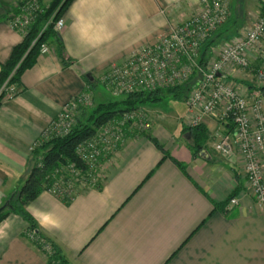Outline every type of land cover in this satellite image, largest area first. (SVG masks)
<instances>
[{"label": "crops", "instance_id": "1", "mask_svg": "<svg viewBox=\"0 0 264 264\" xmlns=\"http://www.w3.org/2000/svg\"><path fill=\"white\" fill-rule=\"evenodd\" d=\"M17 1L0 0V64L24 37L9 24ZM247 2L244 6L249 9ZM196 3L70 2L62 12L64 26L58 33L63 57L55 44L46 41V52L39 51L35 62L20 74L19 93L0 104V206L26 179L32 167L31 147L63 104L86 85L93 96L98 76L112 62L125 59L138 46L156 42L170 26L191 16ZM263 3L258 0L250 13H257ZM251 58L258 62L255 55ZM229 74V81L241 89L235 77L248 73ZM99 96L105 94L99 91ZM184 114L178 116L172 109L155 113L150 130L126 134L96 186L82 188L67 201L43 190L27 204L38 230L66 262L264 264V204L247 192L240 158L219 156L209 135L205 150L198 154L178 145V132L190 119L186 108ZM216 118H202L208 133L232 130L231 124ZM230 195L238 198L237 205L218 206ZM27 225L15 213L0 220V264H47L25 236Z\"/></svg>", "mask_w": 264, "mask_h": 264}, {"label": "built area", "instance_id": "2", "mask_svg": "<svg viewBox=\"0 0 264 264\" xmlns=\"http://www.w3.org/2000/svg\"><path fill=\"white\" fill-rule=\"evenodd\" d=\"M232 2L197 0L191 16L170 26L153 44L138 46L125 59L112 62L100 73L98 82L110 94L118 96L179 86L197 73L195 85L185 98L190 116L188 126L201 124L207 115H215L216 119L231 124L232 130L214 133L213 150L225 159L235 155L240 158L247 192L258 204H264V97L261 92L264 89V3L252 14L249 25L240 26L236 34L215 43L208 63L200 65L198 62L201 44L231 17ZM17 8V12L9 14L10 27L26 34L36 13L43 11L42 5L27 0ZM63 24V18H59L52 26L59 33ZM47 49L44 42L39 51L46 52ZM250 54L256 56L257 63L252 61ZM234 68L254 77L260 82L261 89L240 93V87L228 77ZM10 77L0 86V104L20 91L17 83L9 82ZM92 98L90 90L85 88L68 99L31 148L52 137L66 135L75 125L80 111L93 105ZM151 120L147 111L137 108L105 122L92 137L76 146V153L86 170H80L73 163L61 166L54 172L53 182L46 190L60 197H71L82 188L96 185L93 171L99 168L101 159L113 155L126 134L150 130ZM237 204L238 198L233 196L227 205L230 209ZM27 231V239L39 246L47 264H64L56 257L51 242L38 238L31 229Z\"/></svg>", "mask_w": 264, "mask_h": 264}, {"label": "trees", "instance_id": "3", "mask_svg": "<svg viewBox=\"0 0 264 264\" xmlns=\"http://www.w3.org/2000/svg\"><path fill=\"white\" fill-rule=\"evenodd\" d=\"M25 1L27 0L17 1L12 12H17V7L23 5ZM35 1L39 3V1ZM71 1L72 0H50L48 4H41L43 11L36 13V18L29 26L26 34H24L22 41L12 48L8 60L3 64H0V86L5 82L9 75H11L9 79L10 83H18L20 74L24 69L35 62L41 44L46 41L48 43L55 44L59 57H63V44L61 38H59L60 36L58 32L52 25L56 19L62 16V12L66 10ZM50 18H52V22H49ZM228 19L229 20L224 26L215 31V34H213L211 38L201 44L202 46L198 56V62L200 65H205V62L208 60L207 58L211 54V49L215 43H218L219 41L221 42L222 39L229 38L236 34L237 30L241 26H239V24L235 26L237 21L232 17V15ZM231 23L233 25L232 28H234L232 33L230 31H226L231 28ZM33 40H35V42L32 44ZM197 77V74L194 73L190 80L179 86L156 88L154 90H141L121 94L119 95L121 97L117 99L112 98L108 101L99 102L94 104V106L90 109L84 108L80 111L81 113L77 117L75 125L66 135L63 137H52L48 141H43L39 146L31 150V170L23 183L13 192L12 196L6 199L8 204L6 206H3V204L1 205L0 220L8 213L18 214L25 221H27V230L31 229L35 231L37 236H39L38 238L51 242L49 238H46V236L38 230V227L36 226L37 223L33 216L30 213L28 214L26 206L31 202V200H34L41 191L46 190L47 187L52 184L53 174L61 166L73 163L75 167L80 170H86L84 162H82L81 158L76 153V146L80 142L92 137V135L95 134L96 129L104 125L105 122H108L113 117L119 116L124 112L137 109L141 104L160 103L165 95L178 98V100H185L187 95L184 97L181 96L182 90L187 88L189 93L195 85ZM87 110L88 114H86ZM186 129L192 133V143L190 144V148L193 154H198L201 150H205L204 143L207 140V134L204 132L206 131L205 126L199 124L195 127L187 126ZM232 195H230L225 202L218 206L224 209ZM63 200L67 201L68 197L63 198ZM51 244L56 252V257L61 260L60 262L69 264L66 262L67 260L61 251L58 250L52 242ZM36 246L39 248L38 245Z\"/></svg>", "mask_w": 264, "mask_h": 264}, {"label": "rangeland", "instance_id": "4", "mask_svg": "<svg viewBox=\"0 0 264 264\" xmlns=\"http://www.w3.org/2000/svg\"><path fill=\"white\" fill-rule=\"evenodd\" d=\"M257 1L258 0H248V2L245 5H247L249 7V9L245 8V6H244V3L246 2V0H234L233 1V5H232V17L235 18L236 21H237L235 23L236 24L235 26H237L238 24L240 26V25H244L246 23L247 24L248 23H251V21H252L251 20L252 19L251 17L253 15L250 12H252V10H253L252 8H254L253 5L257 4ZM59 18H62V17H59ZM230 26H231V28L229 30H226V31L227 32L230 31L232 33L233 30H234V28H232L233 27L232 23L230 24ZM211 56H213L212 53L209 55V57L207 56L208 57L207 59L210 60L211 59ZM208 60L205 62V64L208 63ZM233 70H234V72H233ZM233 70H231L230 72L232 74L233 73L235 74V71H236L235 68ZM197 76H199V75L197 74ZM235 80L237 82H239V83L242 84L241 92L240 93L247 94V93H250V91H252L253 89L255 91H258V90L261 89L260 82H258L257 80H255V78L252 77V76H250V75L244 76V77H241V76L236 75ZM240 80H243V81H240ZM94 88L95 89L93 91L94 94H93V98H92L93 101H94V103H93L92 106H88L87 109H90L91 107L94 106V104H97L99 102L108 101L109 99H112V98H116L117 99V98L121 97L119 95L118 96H114V95H111L110 93L106 92V90L103 88V86H101V84L98 81L95 82V87ZM86 89H89V87H87V85H86ZM99 91L100 92H103L105 94V96H102V97L99 96ZM187 94H188L187 88H185L184 90H182L181 96L184 97ZM174 98L175 97L165 95L164 98H163V100L160 103H157V104H155V103H149V104L148 103H144V104H141L138 107L141 108V109H143V110H145V111H147L150 114V116L154 115L155 113L161 114V112L162 111H165V110H166V112H168L171 109L174 112H176V114L178 116H183L184 111H185V108H184L185 107V104H183V101H185V100H182L181 101V100H178V98H175V99ZM160 108H163V109H160ZM186 113H187V107H186ZM86 114H88V110H87V113ZM184 116H185V114H184ZM181 118L182 117H180V119ZM189 121H187L186 124L185 123L182 124V126H181L182 128L178 132V138H177V141L176 142L178 143V145L183 146V147L189 149V151H192L191 148H190L191 147L190 144L192 143V133L188 129H186L187 126H188V122ZM214 131L217 132L216 129H213L211 133L210 132L208 133L207 130L204 131V132H206L207 135H209L210 142L211 141L213 142L214 141L213 139H215V135H213L215 133ZM187 134L189 135V138L188 139L186 138V135ZM110 157L111 156H104L101 159L102 162L99 164V168H97L96 170L93 171L94 172L93 174H95L94 175V177H95L94 179L96 180L95 181L96 185L99 184V182H101L103 180V177L102 176H103L104 173H102V172H104L103 170L105 169V167H107L106 166V163L107 164L109 163V158ZM210 160H212V158ZM88 187H85V188H88ZM4 203H5V201H4ZM28 232L29 231H25V236L26 237L28 236Z\"/></svg>", "mask_w": 264, "mask_h": 264}, {"label": "water", "instance_id": "5", "mask_svg": "<svg viewBox=\"0 0 264 264\" xmlns=\"http://www.w3.org/2000/svg\"><path fill=\"white\" fill-rule=\"evenodd\" d=\"M87 77H88L89 80H92L93 79V77L90 74H87ZM261 92H262V95L264 97V89ZM201 155H203L204 157L206 156L205 152H203ZM7 204H8V202L5 201V203L3 204V206H6Z\"/></svg>", "mask_w": 264, "mask_h": 264}]
</instances>
